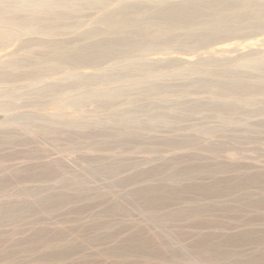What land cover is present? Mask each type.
Segmentation results:
<instances>
[{"label":"rangeland","instance_id":"1","mask_svg":"<svg viewBox=\"0 0 264 264\" xmlns=\"http://www.w3.org/2000/svg\"><path fill=\"white\" fill-rule=\"evenodd\" d=\"M139 2L145 0H103L77 13L75 28L0 42V66L11 59L36 61L46 54L44 43H70L121 4ZM229 33L127 57L131 63L158 62L152 75L126 72L122 59L65 65L34 84H0V264H49L43 256L75 246L79 252L66 264H148L102 255L113 245L109 236L136 228L163 244L165 261L154 264H243L256 255L258 249L229 247L223 240L242 229L234 208L242 209V221L256 217L251 205L264 194L253 180L264 175V88L241 95L191 87L230 74L245 82L260 79L264 24ZM106 72L120 76V83L95 80ZM75 74L82 81L73 82ZM53 84L57 91L41 92ZM218 180L231 187L246 183L231 192L189 191L210 189ZM155 191L166 199L157 201ZM56 234L66 237L57 242L51 239ZM204 236L225 246L214 259L193 248ZM23 242L24 248L15 247Z\"/></svg>","mask_w":264,"mask_h":264},{"label":"bare ground","instance_id":"2","mask_svg":"<svg viewBox=\"0 0 264 264\" xmlns=\"http://www.w3.org/2000/svg\"><path fill=\"white\" fill-rule=\"evenodd\" d=\"M102 4L103 0H0V31L3 28L5 29V31L0 32V42L7 41L14 36H52L64 30L75 28L78 25L75 17L77 13L85 8L101 6ZM263 24L264 0H145V2L121 4L117 10L104 16L94 25V28L91 27L92 29L82 37L70 43L51 42L47 45L44 43L43 47L47 49L46 54L36 61L9 60L0 66V84L9 83V80L26 81L28 84H34L35 80L46 72L63 68L65 65L80 67L85 64H97L105 61L127 60V57L133 52H148V50L157 46L161 48V45L186 47L194 43H204L220 33H229L239 27L257 28ZM126 35H129V38ZM40 48L42 49V47ZM143 62H138V64L127 60L122 66L126 72H137L144 76L145 74L152 75L158 67V62ZM114 64L117 65V63H113V66H115ZM61 65L64 66L60 67ZM105 68L109 69V65ZM257 71L260 72V79L254 82H245L241 77L230 74L231 76H227L229 79H221L222 81H217V79L214 82L197 80L192 82L191 87L207 88L222 93H254L264 88V67L257 68ZM241 76H245L244 73ZM73 78L71 80L77 83L83 79L82 76L76 74ZM89 79L94 78L90 77ZM96 79L100 84H117L121 81L120 76L112 73L107 74V72ZM45 88H43L44 91L43 89L41 91L43 94L50 90L57 91L59 87L57 88L53 84ZM147 90L153 92L156 89L147 88ZM117 94H120V92L114 93L113 96ZM253 180L264 187L263 174L257 175ZM244 182L240 181L231 187L218 180L210 189L192 186L189 187V191L192 189L195 191L212 190L221 193L222 190L228 188V191L231 192L243 188L246 183ZM262 189L264 192V188ZM154 195L159 197L157 201H162V199H166L167 194L164 195L155 191ZM145 196V200L149 201L153 193L150 190L145 193ZM258 197V200L251 205V208L257 214V218L253 217L242 221L239 218L242 209L237 206V208H234L232 216L234 220L237 219L241 223L242 229L225 236L223 240V244L229 247L244 245L258 249L256 255H248L245 261H242L243 264H264V194L260 193ZM169 198L167 202L173 200V197L170 196ZM222 211L224 215L228 214L226 209ZM170 214L172 218L178 216L175 213ZM257 224L261 226L257 227ZM136 230L129 235L109 236L108 240H111L113 245L103 250L102 255L118 263L128 262L133 258L143 260L148 264L164 262L163 244L156 245L155 241L147 235H143L140 229L136 228ZM36 236L39 235L33 237ZM65 237L62 234H56L52 235L51 239L62 242ZM43 239L45 248L49 247L50 241L47 242L45 238ZM205 239V236L198 238L194 242L193 248L202 252L209 259H214V256L219 253V247L224 245L216 240L214 241L216 243L209 244ZM24 246L26 245L23 242L16 244L15 247L24 248ZM78 252L79 247L75 246L43 257L49 264H66L65 262Z\"/></svg>","mask_w":264,"mask_h":264}]
</instances>
